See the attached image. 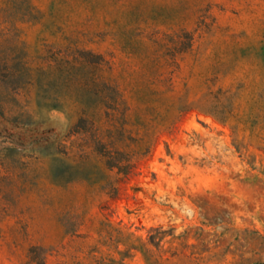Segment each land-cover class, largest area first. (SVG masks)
I'll list each match as a JSON object with an SVG mask.
<instances>
[{
	"label": "rangeland",
	"instance_id": "1",
	"mask_svg": "<svg viewBox=\"0 0 264 264\" xmlns=\"http://www.w3.org/2000/svg\"><path fill=\"white\" fill-rule=\"evenodd\" d=\"M0 264H264V0H0Z\"/></svg>",
	"mask_w": 264,
	"mask_h": 264
}]
</instances>
